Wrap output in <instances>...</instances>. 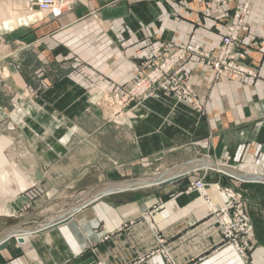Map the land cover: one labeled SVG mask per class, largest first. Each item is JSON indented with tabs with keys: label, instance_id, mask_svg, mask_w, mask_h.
I'll return each mask as SVG.
<instances>
[{
	"label": "crops",
	"instance_id": "1",
	"mask_svg": "<svg viewBox=\"0 0 264 264\" xmlns=\"http://www.w3.org/2000/svg\"><path fill=\"white\" fill-rule=\"evenodd\" d=\"M242 3L90 0L54 19L4 32L0 124L16 92L26 110L20 118L23 140L34 146L30 166L41 177L18 196L16 233L0 249V264H128L154 247L153 229L166 238L177 264H242L234 248L223 243L198 192L186 190L205 171L215 204L222 199L214 182L245 198L254 226L249 258L251 264H264V180L233 174L245 173L240 165L248 161L264 174V0H248V30L238 47L240 60L256 75L227 72L216 79L189 54L181 62L182 73L201 108L161 93L137 105L132 120L122 126L95 120L85 131L71 121L90 107L98 114L93 102L123 92L142 62L166 44L214 52L229 15ZM126 123L134 143L126 142ZM74 136L86 146L82 156L72 155ZM132 145L135 152L126 155ZM185 172L181 183L164 187L115 191L111 183ZM89 197L93 200L83 205ZM145 264L162 261L151 257Z\"/></svg>",
	"mask_w": 264,
	"mask_h": 264
},
{
	"label": "built area",
	"instance_id": "2",
	"mask_svg": "<svg viewBox=\"0 0 264 264\" xmlns=\"http://www.w3.org/2000/svg\"><path fill=\"white\" fill-rule=\"evenodd\" d=\"M248 0L235 8L229 15L225 24L221 43L214 52L196 51L192 53L187 46L165 45L160 55L146 61L140 71V77L134 84V89L130 95H142L150 86H154V91L167 90L174 92L177 98L191 101L197 108L201 104L194 99V92L191 85L183 76L181 62L190 54L198 57L199 61L210 68L214 78L219 79L227 72L243 76L256 75V70L240 60L238 47L243 34L248 30L244 21L247 11ZM74 0H25L26 9L33 11L39 8L50 18L60 16L65 10L71 8ZM179 98V99H180ZM206 171L197 179L190 181L187 191H196L206 205L208 213L215 218L220 235L224 244L231 245L236 251L242 264H251L249 251L251 249V238L254 232L252 219L246 209V201L240 192L232 187L221 185L218 182L212 183L222 199V203L217 205L213 202L207 192L209 184L205 181ZM154 209L147 212L146 218L151 217ZM154 227L152 226V229ZM154 230L155 245L145 255L139 256L128 264H145L151 257L160 258L162 264H177L169 251L166 238L156 229ZM97 264H105L98 262Z\"/></svg>",
	"mask_w": 264,
	"mask_h": 264
},
{
	"label": "rangeland",
	"instance_id": "3",
	"mask_svg": "<svg viewBox=\"0 0 264 264\" xmlns=\"http://www.w3.org/2000/svg\"><path fill=\"white\" fill-rule=\"evenodd\" d=\"M74 1L75 3L69 9H74L79 5L87 6L90 0ZM37 12L41 18L29 21L25 18L26 16ZM46 18L54 19L48 17V15H46L44 11H40L39 8H35L33 11H28L26 9L25 0H0V42L2 41L1 37L4 32L9 31L17 26L32 24ZM163 47L158 54L152 55L142 62L140 69L137 71L135 79L132 80V82L123 92L113 91L98 98L95 103L93 102V106H95L99 111L98 114L96 113V109L90 107L89 112H85V114H82L81 116H74L71 119L72 123L82 127L85 131H90V128L94 127L92 125L95 124V120L122 126L125 124L124 122L132 120L134 108L143 101L145 102L147 99H152L154 96L161 93H166L169 96H175L174 92L167 90H161L158 91V93L153 92L154 86L147 88V90L142 95H130L129 93L131 89H134V84L140 77L141 69L142 72H148L146 68L143 69V64L146 61L154 59L160 55ZM11 94V108L9 115L0 124V154L3 156V160H0V231L3 228L11 227L15 224L16 215L14 212L19 207L18 196L29 191L37 180L36 175H33L34 169L30 166L32 163L31 154L34 146H29L23 140L25 135L20 125V118L23 115L24 109L21 105V100H18L19 95H17L16 92H12ZM179 98H177L178 101L188 103L187 100H182ZM18 107L20 109L19 112H17ZM13 112H17L15 113V115H17L16 117L13 115ZM24 112H26V110ZM72 130L73 127L69 129L70 132ZM127 138H130L131 142L134 143V132L128 127L126 123V142ZM73 140L76 142V144L72 146V155L82 156L86 150V146L80 145V143L77 142L78 140L75 136L73 137ZM133 146L134 145H132L128 151L126 150V155L127 153L133 154V152H135ZM71 163L74 165V161ZM242 166L243 164L240 165V168ZM242 170H244V168H242ZM244 172L248 175L258 177L253 172ZM17 237L18 236H16V238Z\"/></svg>",
	"mask_w": 264,
	"mask_h": 264
},
{
	"label": "water",
	"instance_id": "4",
	"mask_svg": "<svg viewBox=\"0 0 264 264\" xmlns=\"http://www.w3.org/2000/svg\"><path fill=\"white\" fill-rule=\"evenodd\" d=\"M209 166L211 167H216L220 170L223 171H228L225 168H223L220 165H217L215 163H211L209 164ZM196 168V166H195ZM229 172V171H228ZM188 172H185L184 174H179L177 176L174 177H170V178H166V179H153V180H149L148 182L139 180L138 178H128L125 180H114L111 181L112 185L115 187L114 190H123V189H131V188H136V187H142V186H157V187H164L165 185L169 184V183H174L175 185L181 183L187 176H188ZM234 176H237L238 178H242V179H246V180H264V177H256L253 175H248L245 173H233ZM40 174L37 173L36 174V178L40 179ZM158 193V192H157ZM164 194L167 192H163ZM93 200L92 197H89L87 199L84 200V202L82 203L83 205L88 204L89 202H91ZM75 208H73L72 211H74ZM13 226L11 227H6L3 228L0 231V237L2 236L3 239L0 240V249L4 248L7 244L8 241L14 236V232L12 231ZM19 242L24 241V238L22 236H18L16 238Z\"/></svg>",
	"mask_w": 264,
	"mask_h": 264
},
{
	"label": "bare ground",
	"instance_id": "5",
	"mask_svg": "<svg viewBox=\"0 0 264 264\" xmlns=\"http://www.w3.org/2000/svg\"><path fill=\"white\" fill-rule=\"evenodd\" d=\"M4 13V12H3ZM10 16V15H9ZM12 17V16H11ZM10 18V17H9ZM28 21L29 20H34V19H39L41 17H39V13H32L28 16L25 17ZM208 160V159H207ZM210 160V159H209ZM244 168V171L247 172H253L255 175H257L258 177L263 178L264 174L260 171V169L258 168V166L256 164H254L251 161H248L246 163L243 164V166L241 167V169ZM24 230V229H23ZM13 231V230H12ZM26 231V230H25ZM14 232V231H13ZM19 232V231H17ZM16 233V232H14Z\"/></svg>",
	"mask_w": 264,
	"mask_h": 264
}]
</instances>
